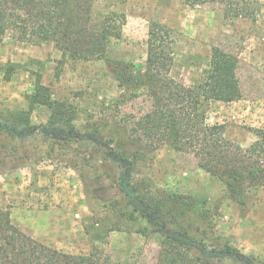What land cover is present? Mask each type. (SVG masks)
<instances>
[{
    "label": "rangeland",
    "instance_id": "rangeland-1",
    "mask_svg": "<svg viewBox=\"0 0 264 264\" xmlns=\"http://www.w3.org/2000/svg\"><path fill=\"white\" fill-rule=\"evenodd\" d=\"M249 4L252 14L247 17L226 15L218 3L193 0H97L95 12L125 15L122 37L111 42L108 52L137 69L145 66L150 24L166 28L173 58L170 75L185 86L200 80L214 48L236 57L241 98L230 103L205 101L202 108L208 125L222 126L227 140L247 148L255 140L252 130L264 128V0ZM37 81L49 89L52 101L76 108L75 126L81 132L103 119L138 116L149 106L139 98L124 105L117 116L116 101L123 91L104 61L63 59L52 43L33 44L6 33L0 41V113L29 110L26 96ZM49 114L47 106L39 105L31 109L30 120L43 125ZM51 145L40 136L29 139L22 148L30 152L27 165L0 174V209L9 212L11 222L36 242L66 254L88 255L98 249L114 263L156 264L159 235L144 239L124 231L126 223H119L120 231H108L120 222L115 201L122 196L113 173L104 175L103 168L113 167L102 160L103 154L87 142L56 147L49 154ZM84 159L96 166L100 180H87L94 174L82 165ZM83 175L96 200L86 197ZM131 181L151 192L204 200L213 213L215 235L264 261V188L253 190L246 207L240 208L192 156L167 145L138 161Z\"/></svg>",
    "mask_w": 264,
    "mask_h": 264
},
{
    "label": "trees",
    "instance_id": "trees-1",
    "mask_svg": "<svg viewBox=\"0 0 264 264\" xmlns=\"http://www.w3.org/2000/svg\"><path fill=\"white\" fill-rule=\"evenodd\" d=\"M97 0H0V41L11 32L16 39L33 44L52 43L63 59L102 60L123 91L116 101V114L129 102L144 98L148 108L138 116L103 119L84 131L75 126L77 110L72 104L50 98L49 89L36 82L26 96L29 110L0 113V174L14 172L27 165L30 152L23 144L40 136L56 147L90 143L102 160L113 167L104 169L118 186L117 219L108 231L126 223V232L134 231L144 239L161 237L156 264H264L245 255L214 233L213 213L204 200L184 194L147 190L132 183L138 161L151 157L161 146L192 156L199 169L217 179L228 197L245 208L248 195L264 188V128L254 129L255 140L247 148L227 140L223 127L208 125L202 103H230L241 98L237 78L238 60L214 48L201 78L185 86L170 75L173 58L168 48V31L157 23L148 30L145 66L111 58L109 47L120 40L125 15L114 11L95 12ZM194 3H218L226 15H251L249 0H193ZM39 105L50 109L45 124L30 120L31 109ZM130 145L132 150L127 147ZM90 176L100 178L96 166L84 159ZM108 167V166H107ZM113 171V172H112ZM109 177V176H108ZM85 195L95 199L82 176ZM121 223V224H119ZM0 264H120L102 251L88 255H70L47 247L20 231L7 210L0 209Z\"/></svg>",
    "mask_w": 264,
    "mask_h": 264
}]
</instances>
